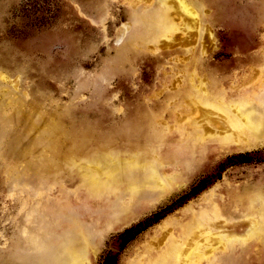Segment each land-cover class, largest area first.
Masks as SVG:
<instances>
[{
  "label": "rangeland",
  "instance_id": "1",
  "mask_svg": "<svg viewBox=\"0 0 264 264\" xmlns=\"http://www.w3.org/2000/svg\"><path fill=\"white\" fill-rule=\"evenodd\" d=\"M221 2L213 16L212 42L205 33L198 38L188 17L186 32L176 31L172 43L138 47L119 69L111 70L105 64L128 41L133 31L129 15L143 8L140 0H0V55L6 61L0 65V264H73L68 260L72 254L83 259L82 264H148V258L156 260L169 249L170 235L178 224L206 210L212 197L224 194L219 203L221 217L208 225L210 229L221 225L222 216H238L236 199L227 202L231 192L223 189L229 187L232 195H240L245 185L264 181V138L220 149L211 130L219 132L224 125L216 122L212 110L204 108L206 115L200 117L208 122L204 131L211 133L200 148L203 160L196 159L202 165L184 180L180 175L186 173L187 162L171 160V154L182 151L180 141L194 138L178 132L181 119L194 112L181 101L178 91L191 54L187 51L197 45L187 48L180 39L192 42L197 38L203 44L204 68L213 71L224 88L244 86L242 91H249L257 80L250 68L255 54L264 55V22L255 23L249 32L232 25L233 17L259 0ZM172 11L178 13L176 6ZM144 36L138 34L134 42L138 44ZM201 73L208 79L206 70ZM259 106L264 110V93ZM21 111L31 115L66 111L62 121L68 130L103 142L120 135L132 141L150 135L152 120L165 142L159 159L146 169L154 168L161 178L173 176L175 185L167 193L143 189L141 208L129 219L121 217L122 222L111 230L105 229V220L98 215L112 213L120 199L105 201L103 190L101 199L87 196L86 189L75 187L77 179L44 173L43 163L35 157L22 168L21 150L12 145L8 130L17 125L25 128L17 118ZM238 219L228 220L225 231L242 236L248 226L238 224ZM85 241L88 252L76 256ZM219 245L215 242L213 248L218 250ZM243 255L241 251L222 253L211 264H264L254 259V253L241 263Z\"/></svg>",
  "mask_w": 264,
  "mask_h": 264
},
{
  "label": "bare ground",
  "instance_id": "2",
  "mask_svg": "<svg viewBox=\"0 0 264 264\" xmlns=\"http://www.w3.org/2000/svg\"><path fill=\"white\" fill-rule=\"evenodd\" d=\"M153 1L140 0V2H143L141 3L143 8L130 12L129 17L132 20L133 31L128 36V41L118 48L115 56L105 64L106 67L111 70L119 69L127 60L130 52L137 51L138 47H146V44L157 46L172 43L171 39L176 31H180L181 35L186 32L188 25L185 20L188 17L192 21V26L196 29L198 38L202 33H205L208 40L212 42L211 28L214 26L212 23L216 22V18L213 16H215L216 10H220L221 0H156V7L152 6ZM174 6H176L178 13L172 11ZM205 7L207 13L204 11ZM233 18V27H239L249 32L255 26V23L264 22V0H259L254 7ZM140 33L145 36L137 44L134 39ZM196 40L197 38L190 42L189 39H180V43L185 44L187 48L190 45H197L196 49L193 48L187 51L191 54H188V63L180 79L182 80L181 85L178 84L181 87L178 91L181 101L189 108L192 106L193 108L190 109L195 114V116L193 114L186 115L181 119L183 123L178 126V132L180 134H192L194 138L187 139L184 142L180 141L179 146L182 151L171 154V160L184 159L187 162L186 173L180 175L184 180L189 179L190 172L197 170L202 165V163L196 164V159L200 157V160H203L200 148L209 139L206 136L211 133L207 134L204 131L208 122L205 119L202 120L207 109L216 114L217 121H215L217 123L224 125L223 130L221 129L219 132L214 129L215 132L213 133V130H211L212 138L220 149L228 148L232 143L241 145L251 139L261 140L264 138V110L259 106L264 93V55L255 54L253 56L254 61L250 69L255 71L257 80L252 82L253 84L251 83L252 90L242 91L241 88H245L244 86L227 89L222 86L213 71L204 68L206 62L203 56L206 54V50L203 44L198 43ZM249 43L250 39L247 44ZM5 63V57L0 55V65ZM202 70H206L208 79L202 77L204 74L201 73ZM13 86L15 85L13 84ZM203 111L204 114H201ZM19 115L20 117H17L20 119L19 123L24 124L25 128L17 125L16 127H10L8 130H11L9 137L13 138L12 145L14 144L17 149L21 150L24 163V165L22 164L23 169L31 165L37 158L40 164L43 163L41 170L44 173H62L65 178L77 179L74 184L75 187L86 189L87 196L101 199L99 192L103 190L106 193L103 196L105 201L110 198H116V201L117 199L121 200L120 206L112 213L106 211V213L98 215L99 218L101 217L100 219L105 220V224H102L107 226L105 229L110 228L111 230V227H115L122 222L121 217H124L125 220L129 219L131 213L137 212L141 208L143 189L152 187L159 189L160 192L167 193L175 185L172 183L173 176L161 178L154 168L146 169L152 160L159 159V154L164 149L165 142V136L162 134L161 129L156 128L152 120L149 122L150 135H141L140 139H133V141L127 139L125 135H120L103 142L95 140L92 135L81 137L68 130V127L62 121L66 111L44 112L36 115L24 114L21 111ZM15 116L13 115V117ZM200 118L201 120H198ZM14 124L10 123V126ZM143 128L145 130L148 127ZM88 146H93L94 149H89ZM170 146L168 144L166 147L171 153L173 148ZM214 148H216L215 145ZM161 163L162 161L158 165H162ZM23 169H21L22 172H24ZM229 190L231 194L230 192L227 193L230 194L227 202L236 199L237 204L234 208L238 212L237 217L230 215L229 219H226L222 216L220 218L221 225L218 227L212 225L213 229H210L208 225L221 217L219 203L223 200L224 194L212 197L207 202L206 206L208 207L206 210H200L199 215L186 217L187 219L178 224L177 231L170 235L169 249L163 253L160 251L159 254H161L156 260L151 261L152 257L148 258V262H150L148 264H211L214 262V258H220L222 253L231 254L235 251H241L244 254L241 257V263L247 261L249 253H254V259L264 261V181L245 185L240 195H232L229 187L223 189V192ZM43 203L45 204V202ZM42 209H44V206ZM236 218L240 220L237 222L238 224L245 222L248 226L247 231L242 236L229 234L225 231L228 220L231 221ZM40 221H38V224ZM69 225H71V222ZM215 238L217 239L215 240ZM85 240L87 241V238ZM86 241L81 243L80 246L77 245L78 252L75 254L76 256H82L86 253ZM215 242L220 244V252H218L219 248L218 250L216 247L213 248ZM68 257V260H71L73 264L85 262L82 261L83 259L74 257L73 254ZM209 258L211 259L209 260Z\"/></svg>",
  "mask_w": 264,
  "mask_h": 264
}]
</instances>
